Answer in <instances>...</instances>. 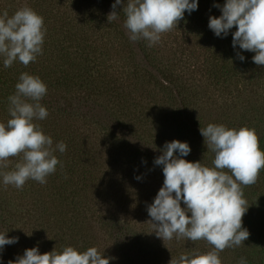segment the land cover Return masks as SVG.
<instances>
[{
	"label": "rangeland",
	"instance_id": "obj_1",
	"mask_svg": "<svg viewBox=\"0 0 264 264\" xmlns=\"http://www.w3.org/2000/svg\"><path fill=\"white\" fill-rule=\"evenodd\" d=\"M217 1L224 3L198 0L199 12L184 15L148 47L143 39L128 38L126 0L116 6L112 21L107 16L115 0H0V10L9 15L32 6L46 29L35 62L3 68L0 61V122L10 118L7 97L19 74L37 75L47 86L40 103L48 116L36 123L53 146L66 145L64 153H53L61 163L46 183L29 179L21 189L0 184V233L8 230L7 236L18 238L0 251V264L33 246L40 253L94 246L109 264H169L171 257L212 250L206 240L157 237L147 207L163 184L154 159L166 142H187L190 153L184 159L212 166L214 154L199 127L214 123L255 129L264 150V65L252 61L255 53L243 51L248 58L237 62L234 73L212 70L220 68L228 46L240 52L231 43L234 27L223 38L208 28L209 16L220 15L213 6ZM72 41L90 44L83 48L92 53L86 63L74 55L66 62L51 50L52 43ZM79 71L85 74L81 82L74 79ZM20 158L9 157L0 171L12 170ZM242 192L248 204L242 227L249 236L241 246L219 252V258L222 264H238L241 257L247 264H264V169Z\"/></svg>",
	"mask_w": 264,
	"mask_h": 264
},
{
	"label": "clouds",
	"instance_id": "obj_2",
	"mask_svg": "<svg viewBox=\"0 0 264 264\" xmlns=\"http://www.w3.org/2000/svg\"><path fill=\"white\" fill-rule=\"evenodd\" d=\"M124 0H115L107 20L117 18L114 11ZM198 0H126L122 9L123 27L130 41L143 39L151 47L159 43L161 34L197 10ZM220 15L208 18V28L217 37L231 32L232 46L255 53L252 61L264 65V0H224L214 4ZM43 17L27 5L9 15L0 10V61L3 68L15 62L27 66L42 54L46 29ZM243 61L244 56L237 52ZM14 93L7 97L9 119L0 122V169L8 167V158L20 156L10 171H0V184L21 189L29 179L41 184L54 173L61 162L53 154L64 153L66 145L53 146L51 136L45 134L36 121L47 118L48 111L40 101L47 94V86L37 75L21 72L14 85ZM203 142L214 154L212 166L201 161L184 159L190 153L187 142L173 139L166 142L154 164L162 167L163 184L152 203L148 216L157 237L171 240H206L212 250L192 251L171 257L169 264H222L219 252L226 247H239L249 236L242 227V216L248 204L243 199L242 186L256 182L264 169V150H261L255 129L241 126L227 127L209 123L199 127ZM139 179V177H137ZM183 202V207H181ZM8 231V230H7ZM0 233V251L5 245L18 241L6 232ZM9 264H109V257L96 247L79 250L63 246L40 253L33 246L26 248ZM238 264H247L241 257Z\"/></svg>",
	"mask_w": 264,
	"mask_h": 264
},
{
	"label": "trees",
	"instance_id": "obj_3",
	"mask_svg": "<svg viewBox=\"0 0 264 264\" xmlns=\"http://www.w3.org/2000/svg\"><path fill=\"white\" fill-rule=\"evenodd\" d=\"M202 2H203V0H201ZM217 4H219V5H223V2L222 3H220V2H216ZM215 4V3H214ZM31 9H32V6L30 7ZM214 9H217V7H214ZM194 12H199V9H197V10H195V11H193L192 13H194ZM191 13V15H193ZM184 15H188V13L187 12H185L184 13ZM195 15V14H194ZM184 17H186V16H184ZM50 37H51V35H50ZM49 37V38H50ZM47 39H48V37H47ZM46 39V40H47ZM53 42V41H52ZM51 42V43H52ZM46 44V42H44L43 43V45H45ZM51 50L53 51L54 50V48H55V51L56 52H58V54L59 55H61L62 57L64 56V60L66 61V62H70V57H73V55L75 56V58L74 59H78L79 58V63L81 62V64H84V63H86V61L90 58V57H92V53H90L89 54V52H87V51H85L83 48L84 47H90V44H88V42H82V41H79V42H69V44L68 45H66L65 43H61V42H57V44H55V43H52L51 44ZM238 47V46H237ZM244 50H240V53L244 56V59H247L248 57L244 54V52H243ZM236 53V52H235ZM234 52H232V50H231V47L230 46H228L227 47V54H226V56H225V58L222 60V61H220L219 62V66H220V68H218V69H214V67L212 68V70L213 71H216V74H221V72H220V70L221 69H224L225 71H224V73H226V72H231V73H234L235 72V69L238 67V65H237V62H239V61H241L239 58H238V56H237V53L235 54ZM224 54V53H223ZM92 60H94V59H92ZM217 60L218 59H216V58H214L213 60H211V62H213L214 64H215V67L216 66H218V64H217ZM72 61V60H71ZM91 61V60H90ZM233 62V61H236V64H235V66H230V67H228V64H227V62ZM79 63H77V65H79ZM82 68H83V66H82ZM230 68H232V70H230ZM79 69H77L76 70V72L78 71ZM82 70V69H81ZM75 72V73H76ZM74 79L76 80V81H78V82H81V79H85V74L83 73L82 74V71H79V73H76L75 74V77H74ZM61 80L60 79H58L56 82H60ZM68 82V80L67 81H65L64 83H67ZM74 81L73 80H71L70 79V81H69V83L68 84H72ZM82 84V83H81Z\"/></svg>",
	"mask_w": 264,
	"mask_h": 264
}]
</instances>
